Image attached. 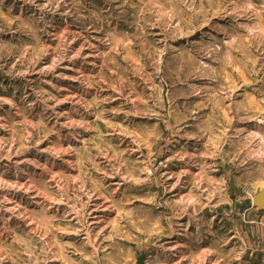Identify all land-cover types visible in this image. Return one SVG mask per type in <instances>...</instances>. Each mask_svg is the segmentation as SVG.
<instances>
[{
	"label": "rangeland",
	"instance_id": "rangeland-1",
	"mask_svg": "<svg viewBox=\"0 0 264 264\" xmlns=\"http://www.w3.org/2000/svg\"><path fill=\"white\" fill-rule=\"evenodd\" d=\"M263 189L264 0H0V264H264Z\"/></svg>",
	"mask_w": 264,
	"mask_h": 264
},
{
	"label": "water",
	"instance_id": "water-1",
	"mask_svg": "<svg viewBox=\"0 0 264 264\" xmlns=\"http://www.w3.org/2000/svg\"><path fill=\"white\" fill-rule=\"evenodd\" d=\"M254 206L257 209L264 211V189L254 199Z\"/></svg>",
	"mask_w": 264,
	"mask_h": 264
},
{
	"label": "bare ground",
	"instance_id": "bare-ground-1",
	"mask_svg": "<svg viewBox=\"0 0 264 264\" xmlns=\"http://www.w3.org/2000/svg\"><path fill=\"white\" fill-rule=\"evenodd\" d=\"M171 176V175H170Z\"/></svg>",
	"mask_w": 264,
	"mask_h": 264
}]
</instances>
